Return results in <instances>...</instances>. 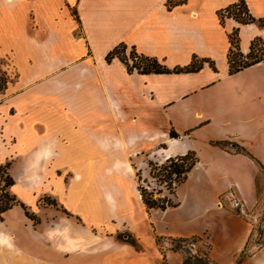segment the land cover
<instances>
[{
	"label": "crops",
	"instance_id": "crops-1",
	"mask_svg": "<svg viewBox=\"0 0 264 264\" xmlns=\"http://www.w3.org/2000/svg\"><path fill=\"white\" fill-rule=\"evenodd\" d=\"M239 1L0 0V59L10 78L0 92V152L21 159L12 191L37 220L25 217L26 235L1 230L0 249L15 264H153L161 237L197 264H264V61L231 74L228 58L235 27L246 54L255 37L264 40V26L222 24L219 12ZM245 1L264 18V0ZM121 43L170 69L207 61L196 71L141 73L106 59ZM175 129L187 132L171 137ZM211 140L243 146L261 164ZM190 150L199 160L184 182L194 179L189 216L201 215L204 226L186 219L160 229L154 216L181 203L147 209L136 173L148 178L149 161ZM229 189L249 213L219 206ZM195 237L206 240L192 247Z\"/></svg>",
	"mask_w": 264,
	"mask_h": 264
},
{
	"label": "trees",
	"instance_id": "trees-1",
	"mask_svg": "<svg viewBox=\"0 0 264 264\" xmlns=\"http://www.w3.org/2000/svg\"><path fill=\"white\" fill-rule=\"evenodd\" d=\"M236 7V19L241 23H251L258 21L264 26V18H255L248 8L245 0H240L227 8L219 12V17L221 23L225 22V12H228L231 8ZM242 14H244L242 16ZM231 47L228 54L230 73H236L246 67H249L258 62L264 61V40L260 36L255 37L250 44V50L247 54L240 51V38H239V28H236L230 35ZM126 45L121 43L114 47L107 55L106 59L109 60L114 56H118L128 67V70H133L135 68L138 72L148 73V72H171V71H196L200 69L206 59L199 60L194 57L191 64L184 67H176L174 69L167 68L161 61L155 57L146 56L143 54H138L132 47L129 51V57H137V60L133 64H129L128 56L125 53ZM238 51V52H236ZM2 80L3 86L0 90H3L6 84V76L3 71L0 70V81ZM171 137H179V134L174 130L171 131ZM212 144L224 146L232 145L237 150L247 153L252 158L256 159L259 164L261 162L247 150V148L240 146L236 143L228 141L211 140ZM199 160L195 151L190 150L186 154L167 157L162 163H156L149 161L148 165L150 168V175L152 177H159L162 181L166 182V189L171 193H175L177 188L183 184L187 178L189 172L193 169L197 161ZM261 167L263 165L261 164ZM138 184L137 189L141 196V200L147 209H161L164 210L167 207L177 206V203L167 198L165 196L154 198L153 191L146 192V188L140 183L141 176L139 172L136 173ZM14 184V179L10 174V161L4 163L0 162V221L3 220L4 213L12 208L14 205H20L24 210L27 217L31 218L36 222L34 216L29 212L27 206L20 201L16 195L11 191L12 185ZM259 191V187H258Z\"/></svg>",
	"mask_w": 264,
	"mask_h": 264
},
{
	"label": "rangeland",
	"instance_id": "rangeland-1",
	"mask_svg": "<svg viewBox=\"0 0 264 264\" xmlns=\"http://www.w3.org/2000/svg\"><path fill=\"white\" fill-rule=\"evenodd\" d=\"M237 12V8L233 7L231 8L228 13H225V21L227 18H233L234 20H236L237 22H239L236 19V12ZM244 14H242L243 16ZM225 23V22H224ZM241 23V22H239ZM252 23V22H251ZM246 24V23H243ZM238 28L235 27L234 30ZM233 30V31H234ZM232 31V32H233ZM231 32V33H232ZM230 33V34H231ZM229 34V35H230ZM240 38V37H239ZM239 46H240V42H239ZM241 51V49H240ZM238 52V51H236ZM242 52V51H241ZM245 54V53H244ZM247 54V53H246ZM7 63H9V61L7 59H0V70L2 71L4 66L5 68H8ZM6 79H10L7 78ZM3 82L2 80L0 81V89L3 86ZM3 90H0V92ZM36 129L38 131H41L42 127L41 125H37ZM171 131L169 132V134L171 135ZM176 133H178L179 135L185 134L187 132V130L184 129H175L174 130ZM205 134L207 135H213V133L216 132L215 130V126H213L212 124L209 125L206 130H204ZM9 142H12V139H9ZM6 145V142L2 141V137L0 136V149H2L3 145ZM195 151V150H193ZM196 152V151H195ZM197 154V152H196ZM198 156V154H197ZM6 161H10V174L12 175V177L17 178L20 176L21 173V159H18L17 155H11L10 158H8V156H3L0 152V162L4 163ZM193 180L190 182V184H182L179 186V188L177 189V191L175 193H171L169 190L166 189V182L162 181L159 177H152L150 175V177H146L143 178L141 177L140 183L142 184V186H144V188H146V192H150L153 191V197L154 198H158V197H167V198H171V200H173L174 202L177 201L179 203H181V206L179 208H174L172 210L169 211H160L158 212L154 218L158 224V227L160 229H163L165 227H172L174 225H179L184 222L186 219L188 221H192L194 228L195 229H201L204 226L205 220L202 219V216L199 215L196 218H192L190 215V209H191V202H192V197H193ZM263 182H264V176L259 178L258 180V187H259V212H260V218H263L261 225L260 226V230L262 229V226L264 225V189H263ZM12 191V189H11ZM13 192V191H12ZM15 195L16 193L13 192ZM17 197V196H16ZM18 198V197H17ZM19 199V198H18ZM20 200V199H19ZM43 203L45 204H49V202H51L52 200L48 197V196H43L42 198ZM21 201V200H20ZM27 209L29 210V212L32 214V216H34V214L32 213L30 206L28 204H26ZM25 217L27 218V216L25 215L22 207L20 205H14L11 209L7 210L4 215H3V220L0 221V231H16L19 230L21 231L23 234H28L30 231L33 230L32 228V224L31 222L25 219ZM35 217V216H34ZM17 219H19L20 221L18 222ZM28 219L32 220V222H34L33 219L29 218ZM36 219V217H35ZM263 224V225H262ZM144 226H141V229H143ZM132 245H135L136 242H129ZM138 244V243H137ZM33 248V244H28V247ZM156 247L159 250V253H157L156 257L152 258V262L153 264H197V260H191L189 257V254L186 253L184 250H176L175 248L172 247H163V242H162V237L156 239ZM149 247V243L145 242V244L143 243V247ZM203 248H201L202 250ZM13 253L12 252H5L2 251L0 249V264H15L14 260H13Z\"/></svg>",
	"mask_w": 264,
	"mask_h": 264
},
{
	"label": "built area",
	"instance_id": "built-area-1",
	"mask_svg": "<svg viewBox=\"0 0 264 264\" xmlns=\"http://www.w3.org/2000/svg\"><path fill=\"white\" fill-rule=\"evenodd\" d=\"M228 13V12H225ZM126 55L128 56V61L129 64H133V62L135 60H137V57L134 56L133 58L129 57V51H127ZM135 70V68H133ZM231 206L235 209H238L241 213L247 214L248 209L246 208V206L244 205V202L236 195V193L234 192V190L229 189L227 192H225L224 194H222L219 197V206L221 207H225V206ZM202 239H205V237H195V238H190L188 240V243L191 244L192 247H196V245L198 244L199 241H201ZM206 240V239H205ZM175 239H165L163 240V247H172L175 246Z\"/></svg>",
	"mask_w": 264,
	"mask_h": 264
},
{
	"label": "bare ground",
	"instance_id": "bare-ground-1",
	"mask_svg": "<svg viewBox=\"0 0 264 264\" xmlns=\"http://www.w3.org/2000/svg\"><path fill=\"white\" fill-rule=\"evenodd\" d=\"M41 160V159H40ZM32 170V169H31ZM29 173V172H28ZM0 234H1V231H0Z\"/></svg>",
	"mask_w": 264,
	"mask_h": 264
}]
</instances>
